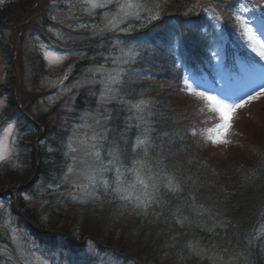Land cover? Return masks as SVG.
I'll return each instance as SVG.
<instances>
[{"label":"trees","instance_id":"trees-1","mask_svg":"<svg viewBox=\"0 0 264 264\" xmlns=\"http://www.w3.org/2000/svg\"><path fill=\"white\" fill-rule=\"evenodd\" d=\"M17 2L0 6V23L17 8L29 11L36 0ZM133 4L117 31L94 37L78 32L73 40L83 55L75 65L78 74L107 65L111 55L131 54L110 102L100 104L97 90L84 88L76 92L69 110L68 120L75 122L82 114H99L97 149L107 153L103 164L110 166L102 170L107 178L112 175V185L107 190L98 187L88 204L70 201L62 187L44 191L47 200L40 209H33L21 196L16 207L24 217L19 223L46 248L73 256L72 241L95 238L118 264H137L131 258L139 264H217L221 259L226 264H264V159L254 165L259 156L249 158L232 169L199 161L191 151V127L177 125L191 123L194 112L173 98L180 91L186 99L196 98L186 90L185 72H214L220 46L232 51L245 38L241 4L254 16L264 13V0H133ZM20 19L11 18L9 31ZM37 60L33 78L46 72ZM172 76H178L179 83ZM172 80L177 81L178 91ZM20 112L11 97L0 128L10 120L29 125ZM37 120L48 134H60L56 120L43 115ZM64 139L61 135V142ZM65 154L62 145L42 153L36 170L33 146L23 142L21 151L0 164V194L33 179L24 191L29 195L37 192L39 181L59 182ZM141 171L156 184L138 211L125 199L128 186L122 183L116 188L114 173L128 177L124 182L129 184ZM11 210L17 216L15 207ZM80 260L97 264L98 256L84 255L71 264Z\"/></svg>","mask_w":264,"mask_h":264},{"label":"rangeland","instance_id":"rangeland-1","mask_svg":"<svg viewBox=\"0 0 264 264\" xmlns=\"http://www.w3.org/2000/svg\"><path fill=\"white\" fill-rule=\"evenodd\" d=\"M17 1L20 0H0V6ZM133 5V0H38V7L32 11L17 8L11 11L9 19L0 23V120L13 97L22 105L20 114L30 123L23 125L22 122L10 120L0 128V163L12 158L14 151H21L23 142L33 146L36 170L42 153L57 150L59 145L64 146L66 152V167L59 182L39 181L35 184L38 189L33 195L26 192L21 194L19 186L9 188L7 190L12 194L0 199V264H71L74 259L84 255L98 256L97 264H118L114 262L112 254L99 247L102 243L95 238L72 241L74 256L46 248L41 239L21 226L18 220L24 217V212L16 204L22 196V201L31 202L33 209H40L47 200L44 191L60 187L68 192L70 201L88 204L94 201L98 187L107 190L112 185V175L107 178L103 171V167L109 165L103 164L107 153L103 154L97 149L99 138L96 126L102 123L99 114L85 113L75 122L68 120L71 115L69 110L77 98L76 92L84 88L96 89L100 104L110 102L131 54L111 55L106 58L107 65L91 67L78 74L74 72L75 65L83 55L77 51L78 42L74 45L73 40L78 32L94 37L117 31L128 20ZM241 6L248 35L246 40L236 43V47L264 61V23L259 20L251 22V9L246 4ZM19 16L21 19L9 31L11 18ZM79 38L83 37L80 35ZM224 57H227L225 49L216 53L220 67ZM239 58L242 59L241 56ZM35 59L43 64L46 72L33 78ZM19 70L21 74L18 78ZM243 73L244 80L233 81L236 82L234 87L226 82L224 73H220L218 80L221 84L217 86L212 83L214 79L210 81L206 77L203 81L191 77L188 82V88L193 93L191 95L203 94L205 98L190 96L186 99L182 91L173 96L181 107L194 112L191 123L177 122L179 126L191 127L188 133L192 155L198 157L199 161L201 159L212 164L214 168L232 169L234 164L257 156L258 161L254 165L263 163L264 66ZM172 77L179 83L178 76ZM173 80L170 84L178 91L179 85ZM42 115L49 121L59 123L60 134L51 135L44 126L31 125L32 122L39 123L37 119ZM61 135H65L63 142ZM114 177L116 188L122 183L128 186L125 199L142 211L155 182L146 179L142 171L135 174L129 184L124 182L128 177L119 176L118 173H114ZM13 207L17 210V216L11 210ZM192 248L196 249L195 244H192ZM81 261L75 264H82ZM225 262V259H221L217 264Z\"/></svg>","mask_w":264,"mask_h":264},{"label":"water","instance_id":"water-1","mask_svg":"<svg viewBox=\"0 0 264 264\" xmlns=\"http://www.w3.org/2000/svg\"><path fill=\"white\" fill-rule=\"evenodd\" d=\"M32 124L35 125V126H38V127H39V125L36 124V123H34V122H32ZM36 174H37V173H36ZM33 181H34V179L31 180L27 185L22 186V187H19L18 191H19V192H23L24 190H26V189H27V188L33 183ZM6 194H10V192H9V191H5V192H3L2 194H0V199H1L2 197H4V195H6Z\"/></svg>","mask_w":264,"mask_h":264},{"label":"bare ground","instance_id":"bare-ground-1","mask_svg":"<svg viewBox=\"0 0 264 264\" xmlns=\"http://www.w3.org/2000/svg\"><path fill=\"white\" fill-rule=\"evenodd\" d=\"M27 184H28V183H27ZM32 184H33V183H32ZM32 184H31V185H32ZM31 185H30L26 190H28V189L31 187ZM26 190H24V191H26ZM24 191L22 192V194L25 193Z\"/></svg>","mask_w":264,"mask_h":264}]
</instances>
